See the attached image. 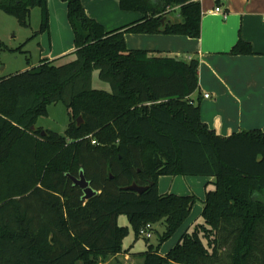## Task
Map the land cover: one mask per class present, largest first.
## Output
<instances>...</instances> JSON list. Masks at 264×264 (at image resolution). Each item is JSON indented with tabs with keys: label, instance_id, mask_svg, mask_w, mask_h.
<instances>
[{
	"label": "trees",
	"instance_id": "obj_1",
	"mask_svg": "<svg viewBox=\"0 0 264 264\" xmlns=\"http://www.w3.org/2000/svg\"><path fill=\"white\" fill-rule=\"evenodd\" d=\"M73 31L69 61L45 58L37 67L0 76V264H99L121 252L128 226L163 225L156 245L137 255L142 264H264V132L223 137L200 118L198 60L128 49L125 33L200 35L198 0H119L142 17L113 30L90 17L81 0H62ZM47 0H0V9L28 25ZM177 8L178 19H160ZM21 51L0 41L1 51ZM233 55L252 54L239 39ZM109 90L92 87V73ZM62 102L64 134L30 129L47 106ZM82 123L77 125V118ZM96 193L69 175L80 171ZM212 177L202 200L203 221L183 230L165 254L160 246L184 224L196 195L160 194L158 178ZM147 185L137 193L124 187ZM206 184V185H207ZM153 233H155L153 229ZM149 238H145L148 241Z\"/></svg>",
	"mask_w": 264,
	"mask_h": 264
},
{
	"label": "crops",
	"instance_id": "obj_2",
	"mask_svg": "<svg viewBox=\"0 0 264 264\" xmlns=\"http://www.w3.org/2000/svg\"><path fill=\"white\" fill-rule=\"evenodd\" d=\"M111 1L119 7V0ZM198 1L201 8L198 38L184 35L125 33L126 47L147 50L150 55L175 56L184 61L197 58L198 87L191 97L199 100L202 122L223 137L242 130L259 129L264 132V0ZM81 2L86 13L92 15L87 4L95 3L94 0H81ZM215 6H220L225 15L214 12ZM170 10L167 18L171 21L177 20L178 14L175 18L171 15L177 11V8ZM141 17L142 15L138 12L124 11L119 7L113 11L110 20L100 23L105 30L109 31ZM239 39L250 43L252 54L229 53ZM67 51L72 54L74 47L71 49L68 46L61 51L58 50V57H67ZM72 58L73 56L69 54L66 61ZM45 59L53 60L46 57ZM205 93L209 94L207 98L203 96ZM203 177L205 179L203 180L204 195L206 188L210 185L207 183L212 180V177ZM161 179L167 178L163 176L158 178V191ZM174 179L176 178H171L173 184ZM198 198L201 215L204 197L201 195ZM191 212L184 222L187 224L190 221L189 225L187 224L186 228L182 225L183 230L194 224L192 220H189ZM168 249L160 252L165 253Z\"/></svg>",
	"mask_w": 264,
	"mask_h": 264
},
{
	"label": "rangeland",
	"instance_id": "obj_3",
	"mask_svg": "<svg viewBox=\"0 0 264 264\" xmlns=\"http://www.w3.org/2000/svg\"><path fill=\"white\" fill-rule=\"evenodd\" d=\"M94 2L95 3L87 4V7L89 12L92 13V15L89 16L95 18L98 22L110 20L113 11L119 8L117 4L111 0H94ZM47 8V29L41 32L39 31L41 23V9L39 7H33L30 10L27 26L20 25L14 16L0 9V41L11 49L21 46V51L6 50L0 52V76H6L17 71H24L37 67L40 60L45 57L51 60L53 59L52 61L56 64H60L69 58V54L73 56V53L71 54L67 51V57H58V50L61 51V49L63 50L68 46H70L71 49L74 47L73 31L67 18L66 3L62 0H47ZM177 14V11H175L171 15L175 18ZM92 87L109 90V84L99 79L97 70H94L92 73ZM68 120L69 116L65 105L62 102H56L47 106V114L37 118L36 126L42 127V130H50L59 134H64ZM163 177L167 179H161L162 181L159 184L160 193L196 195L197 198L202 195V197H204L203 189L205 183H203V180L205 179L203 176L166 175ZM174 177L176 179H174L173 184L171 178ZM172 185L174 186L173 188ZM211 188L212 186L209 185L206 189L208 190ZM199 207H201V205L198 198L193 205L189 219L192 220L194 224L189 226L188 230L193 229L196 223H201L203 221L199 213ZM117 223L122 226H128L129 228L127 236L124 237L122 241V247L128 249V254L126 252L118 253L102 260L99 264H142V258H140L137 253L144 251L147 244L156 245L158 243V233L163 231V225L161 223L154 224L155 233H153L152 237L147 241L142 236L135 237L125 215H119ZM185 224L186 223H184L183 226L187 227V224ZM182 230L183 227L164 242V244L160 246V251H165L174 244L177 236ZM76 264H81V262L78 261Z\"/></svg>",
	"mask_w": 264,
	"mask_h": 264
},
{
	"label": "water",
	"instance_id": "obj_4",
	"mask_svg": "<svg viewBox=\"0 0 264 264\" xmlns=\"http://www.w3.org/2000/svg\"><path fill=\"white\" fill-rule=\"evenodd\" d=\"M166 21H167V17L163 16L160 19L161 25H164ZM81 123H82V119L79 116L77 118V125H80ZM30 129L32 131L36 130L35 125H31ZM40 134L44 135L46 133H45L44 130H41ZM68 177L71 179L73 184L77 185L78 187H80L82 189V191H83V199H88L89 197L93 196L96 193V191L94 189H92V187L89 185V182L86 180L82 170L78 173V176H72V175L68 174ZM124 188L125 189H129V190H133V191H135L137 193H142L144 190H146L147 185L141 186V185L136 184L135 182H132L130 185H128V186H126Z\"/></svg>",
	"mask_w": 264,
	"mask_h": 264
},
{
	"label": "built area",
	"instance_id": "obj_5",
	"mask_svg": "<svg viewBox=\"0 0 264 264\" xmlns=\"http://www.w3.org/2000/svg\"><path fill=\"white\" fill-rule=\"evenodd\" d=\"M213 10H214V12L222 13L223 16L225 15V13L221 10L220 6H215V8ZM203 96L205 98H207L209 96V94L205 93ZM153 229H154L153 224L147 223V224H145V226L140 228L139 235L144 237V238H150L153 235Z\"/></svg>",
	"mask_w": 264,
	"mask_h": 264
}]
</instances>
